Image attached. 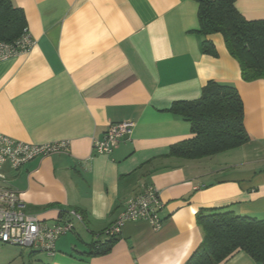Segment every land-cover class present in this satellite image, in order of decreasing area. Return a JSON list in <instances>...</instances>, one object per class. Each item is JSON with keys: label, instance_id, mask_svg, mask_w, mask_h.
<instances>
[{"label": "crops", "instance_id": "0c3cea01", "mask_svg": "<svg viewBox=\"0 0 264 264\" xmlns=\"http://www.w3.org/2000/svg\"><path fill=\"white\" fill-rule=\"evenodd\" d=\"M23 10L33 45L0 61V132L25 142L66 140L67 152L4 167L25 213L48 223L75 209L73 235L52 255L1 246L0 264H184L202 241L196 213L226 207L264 218V79L244 81L219 33L203 53L195 0H11ZM247 19L264 0H235ZM210 80L232 84L249 140L211 156H169L192 136L168 111L197 99ZM132 121L128 139L95 154L109 123ZM154 185L164 218L158 230L127 222L111 249L86 254L128 199ZM221 264H257L237 251Z\"/></svg>", "mask_w": 264, "mask_h": 264}, {"label": "trees", "instance_id": "16d2710c", "mask_svg": "<svg viewBox=\"0 0 264 264\" xmlns=\"http://www.w3.org/2000/svg\"><path fill=\"white\" fill-rule=\"evenodd\" d=\"M198 4L197 33L203 37V53L216 56L209 34L223 37L229 55L239 65L244 81L264 79V18L247 19L235 0H195ZM27 30L23 10L11 0H0V42L12 43ZM169 112L190 124L192 136L172 144L168 155L198 159L239 147L249 140L244 126L243 102L229 83L208 81L197 99L177 100ZM202 241L184 264H221L237 251L246 252L257 264H264V218L235 214L226 207L202 208L196 213ZM97 236L86 254L108 252L116 236Z\"/></svg>", "mask_w": 264, "mask_h": 264}, {"label": "built area", "instance_id": "2783aa9c", "mask_svg": "<svg viewBox=\"0 0 264 264\" xmlns=\"http://www.w3.org/2000/svg\"><path fill=\"white\" fill-rule=\"evenodd\" d=\"M33 45L28 30L12 43L0 42V61L18 52L27 51ZM134 127L132 121L109 123L100 139H93L95 154L110 153L122 141L128 139ZM66 140L46 143L25 142L0 132V247L15 246L30 248L46 254L56 252L55 243L59 237L73 230L74 220L82 221V214L70 209L55 222L48 223L37 216L23 211L22 202L16 190L8 183L4 167L18 170L29 161L43 156L67 152ZM163 202L154 185L148 184L128 199L115 221L106 227L99 239L116 236L127 222L145 221L153 230H158L164 221L161 216Z\"/></svg>", "mask_w": 264, "mask_h": 264}, {"label": "rangeland", "instance_id": "374dc122", "mask_svg": "<svg viewBox=\"0 0 264 264\" xmlns=\"http://www.w3.org/2000/svg\"><path fill=\"white\" fill-rule=\"evenodd\" d=\"M73 230H71V231H69V232H67V233H69V235L71 234V235H73V232H72ZM62 236H64V235H62ZM61 236V237H62ZM10 247H15V246H10ZM18 248H20V247H18ZM25 250H27V252L29 253L30 251H32V250H30V248H24ZM41 253H44V252H40V251H32V255H34V254H41Z\"/></svg>", "mask_w": 264, "mask_h": 264}]
</instances>
